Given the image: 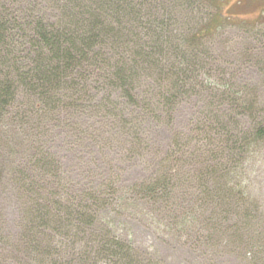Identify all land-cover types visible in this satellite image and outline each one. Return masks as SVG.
<instances>
[{"label":"trees","instance_id":"trees-1","mask_svg":"<svg viewBox=\"0 0 264 264\" xmlns=\"http://www.w3.org/2000/svg\"><path fill=\"white\" fill-rule=\"evenodd\" d=\"M223 3L0 0V264H264V22Z\"/></svg>","mask_w":264,"mask_h":264},{"label":"rangeland","instance_id":"rangeland-1","mask_svg":"<svg viewBox=\"0 0 264 264\" xmlns=\"http://www.w3.org/2000/svg\"><path fill=\"white\" fill-rule=\"evenodd\" d=\"M223 5H224L223 6L224 13L232 17L241 18L245 20H252V21L256 19H260L264 22V0H225V3H223ZM263 173H264V165L262 168V173L260 174V177L262 178H264ZM259 179L260 178L258 177L254 178V183H257L258 186L261 185L259 184ZM262 194L264 195V192H262ZM7 212L9 214H7ZM4 215L6 216L4 217V219L8 218L7 222L9 224L11 223V225H13V221H14L13 227H15L17 222H15L14 220L15 218L14 216L16 215L14 207L13 209L11 207L6 208L4 210ZM175 256H177V253L175 254Z\"/></svg>","mask_w":264,"mask_h":264}]
</instances>
